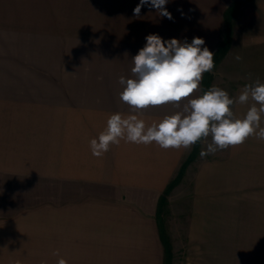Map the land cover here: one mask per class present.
Instances as JSON below:
<instances>
[{
    "label": "crops",
    "instance_id": "obj_1",
    "mask_svg": "<svg viewBox=\"0 0 264 264\" xmlns=\"http://www.w3.org/2000/svg\"><path fill=\"white\" fill-rule=\"evenodd\" d=\"M139 2L35 1L30 32L25 0H0V264L164 263L158 200L193 146L121 140L97 158L89 142L111 114H131L119 77L131 78L147 35L200 37L214 52L224 12L240 0H169L172 20L148 6L134 16ZM255 2L264 9V0ZM88 8L94 16H84ZM57 22L65 29L58 32ZM245 22L239 50L257 52V69L229 70L235 80L264 83V15ZM235 25L234 17L227 56L240 39ZM250 103L235 113L243 116ZM174 111L149 107L142 118L150 125ZM190 186L180 199L186 222L181 248L171 241L172 264H264V141L250 137L205 156Z\"/></svg>",
    "mask_w": 264,
    "mask_h": 264
},
{
    "label": "clouds",
    "instance_id": "obj_2",
    "mask_svg": "<svg viewBox=\"0 0 264 264\" xmlns=\"http://www.w3.org/2000/svg\"><path fill=\"white\" fill-rule=\"evenodd\" d=\"M168 2L140 0L133 15L138 17L148 6L172 20L165 7ZM145 39V46L132 58L131 78L119 77L120 100L131 114L115 112L108 117L104 130L89 142L93 156L102 157L121 140L137 145L155 143L162 149H191L211 137L206 149H201V157L241 145L250 137L264 141V83L257 79L246 84L238 97L231 98L216 85L203 91V74L215 68V54L204 46L203 38L194 37L189 43L149 34ZM235 59L240 61L242 57L237 55ZM249 103L243 116L235 113L236 105ZM164 105H172L176 111L150 125L142 118L149 107ZM52 254L60 257L59 250ZM57 264L68 262L60 257Z\"/></svg>",
    "mask_w": 264,
    "mask_h": 264
},
{
    "label": "rangeland",
    "instance_id": "obj_3",
    "mask_svg": "<svg viewBox=\"0 0 264 264\" xmlns=\"http://www.w3.org/2000/svg\"><path fill=\"white\" fill-rule=\"evenodd\" d=\"M35 1L58 2V1H65V0H25L26 10L29 9V11H27V13H26V31H30V32H32V27H31L32 26V21H31L32 17H31L30 11L32 9V3ZM84 1H93V0H84ZM255 1L256 0H240L239 9H237V11L235 12V14L233 16V20H234V17L238 19V25H235V26L239 29L238 32L240 35L239 36L240 39L234 43L235 48L232 51V53H230L229 56H227V53H226L224 55V57L215 65V68L213 69L212 78L210 81V87L213 85H216V86L224 89L225 91H227L229 93L230 97H231V92L233 91V89H235V87H237L239 85L245 86L246 84H249L252 82L251 81H245V80L244 81L235 80L237 77V74L234 72H231L229 69H232V68H237V69H241V70H252L253 68H255L254 70L257 69V65H258L257 52H256V54L253 55L252 53L247 54V52H243L242 50H239L240 45H241L239 43L241 40H243V37H244V34L242 33L241 29L244 27H247V26H245L246 17H256L257 15H264V9L260 8V6ZM93 12H95L94 9H90V8L84 9V16H92V15L94 16L95 14H92ZM56 27L58 29V32H60V30L65 29L64 25L61 24L60 22H57ZM231 35H232V27H231ZM255 42L257 43V40H255ZM261 42L262 41L259 40L256 46L260 47ZM230 43H231V40H230ZM262 46H264V45H262ZM229 47H230V45H229ZM236 51H238L237 53H239V56L242 57V59L240 61H237L235 59V56H234V60L230 61L227 66L223 67L224 63H222L221 61L225 58V56H227V60H228V59H230L231 55L234 54V52H236ZM261 52H264V51H261ZM237 53H235L236 56H237ZM220 63H222V65H219ZM218 68H219V71H218ZM227 71H229V72H227ZM210 139H211V137H209L208 140L205 142V144H206L205 146H207V143L210 142ZM202 142H198L199 145H198V148L196 150L197 151L196 155L194 156L193 159L188 161L187 166L185 167V171L183 173V176L181 177L179 182L176 183V185H174V186H177L176 187L177 189H175L176 191H173V192L170 191V194L168 196V198H170V199L167 200V203H166V205L163 206V209H161V212L160 213L158 212V214H157L160 225L163 226L164 231L167 235V238L170 241V244H172L171 241L175 242L177 240L178 246L180 248H181V244H182V242H180V241L182 240V234H183L184 226H185V222H186L185 210L187 208V206L185 205L186 201H181L180 199L187 192L190 191V187H191L190 185H191V180H192L194 170H195L196 166L198 165V163L202 159H205V156L201 157V155H200L201 149L203 148V145H204V143H202ZM179 213L181 216H178ZM171 249H172V245H171ZM179 251H180V249H179Z\"/></svg>",
    "mask_w": 264,
    "mask_h": 264
},
{
    "label": "trees",
    "instance_id": "obj_4",
    "mask_svg": "<svg viewBox=\"0 0 264 264\" xmlns=\"http://www.w3.org/2000/svg\"><path fill=\"white\" fill-rule=\"evenodd\" d=\"M239 4H240L239 2L232 3L224 12L225 27H224L222 39L218 47L216 48V50L213 52L215 54L214 55L215 65L224 57V55L227 53L229 49L230 40H231L232 20H233V16L235 12L239 8ZM212 73H213V70L211 72H207L203 74V79H202V90L203 91H207L210 88V81L212 78ZM198 145H199L198 143L193 145L192 149L190 150L186 158L180 164V167L178 169L176 176L169 182L165 191L159 197L158 207H157V211L159 213L161 212V209H163V206L166 205L167 203L168 192L171 190V188L174 185H176V183L179 182V180L183 176V173L185 171V167L187 166L188 161L193 159L194 156L196 155L197 153L196 150L198 148ZM159 232H160V238L164 246V263L163 264H172L171 244H170L169 239L167 238V235L164 231L163 226L160 225V222H159Z\"/></svg>",
    "mask_w": 264,
    "mask_h": 264
}]
</instances>
